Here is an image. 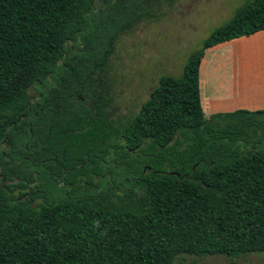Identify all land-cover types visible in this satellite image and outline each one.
<instances>
[{
  "label": "trees",
  "instance_id": "trees-1",
  "mask_svg": "<svg viewBox=\"0 0 264 264\" xmlns=\"http://www.w3.org/2000/svg\"><path fill=\"white\" fill-rule=\"evenodd\" d=\"M162 1L0 0V264L264 254V110L207 117L198 78L207 48L264 30V0L114 120L108 62Z\"/></svg>",
  "mask_w": 264,
  "mask_h": 264
},
{
  "label": "rangeland",
  "instance_id": "rangeland-1",
  "mask_svg": "<svg viewBox=\"0 0 264 264\" xmlns=\"http://www.w3.org/2000/svg\"><path fill=\"white\" fill-rule=\"evenodd\" d=\"M251 0H164L157 18L140 22L121 36L105 72L106 111L114 120L134 116L159 77H179L189 55L216 28ZM173 264H264V254L232 259L180 256Z\"/></svg>",
  "mask_w": 264,
  "mask_h": 264
},
{
  "label": "crops",
  "instance_id": "crops-1",
  "mask_svg": "<svg viewBox=\"0 0 264 264\" xmlns=\"http://www.w3.org/2000/svg\"><path fill=\"white\" fill-rule=\"evenodd\" d=\"M198 78L207 117L264 110V30L207 48Z\"/></svg>",
  "mask_w": 264,
  "mask_h": 264
}]
</instances>
